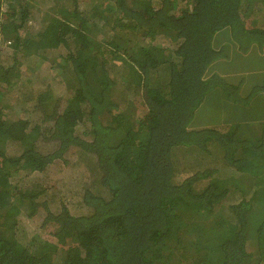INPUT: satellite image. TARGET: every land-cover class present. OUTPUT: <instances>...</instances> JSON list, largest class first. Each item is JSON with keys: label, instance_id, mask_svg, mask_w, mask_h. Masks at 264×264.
Returning <instances> with one entry per match:
<instances>
[{"label": "trees", "instance_id": "trees-1", "mask_svg": "<svg viewBox=\"0 0 264 264\" xmlns=\"http://www.w3.org/2000/svg\"><path fill=\"white\" fill-rule=\"evenodd\" d=\"M0 15V203L10 175L63 184L91 155L107 194L83 191L90 213L43 203L82 251L65 264H264V75L222 74L264 57V0H0ZM228 100L246 113L223 116Z\"/></svg>", "mask_w": 264, "mask_h": 264}, {"label": "rangeland", "instance_id": "rangeland-1", "mask_svg": "<svg viewBox=\"0 0 264 264\" xmlns=\"http://www.w3.org/2000/svg\"><path fill=\"white\" fill-rule=\"evenodd\" d=\"M83 5L79 1L80 14L89 17L90 12L93 11V7ZM59 12L61 15H67V12L62 9H59ZM2 17L3 15H0V19ZM38 29V25L32 23L30 30L36 31ZM153 44L157 45V42L155 41ZM11 51L8 43L0 40L1 63L5 65L10 64ZM261 55L264 56V48L262 49ZM224 69L225 72H222L224 77L234 80V78L245 76L249 82H253L260 75H264V57L262 59H256L249 56L241 64L232 61V64L224 67ZM44 73L45 70H41L36 75V79L39 81L40 75H44ZM17 74H19V81L23 79L22 83L28 82L26 72L19 69V73ZM261 82L262 86H264V78ZM243 87H245V84L241 88ZM239 95L241 96V92ZM258 96H260L259 100H262L264 94H259ZM219 104L218 109L223 112V116H228L233 119L236 118V120L242 117L247 110L243 104H238L237 101L231 102L228 100L226 104ZM263 104L264 101H261L260 105L263 106ZM42 146L44 149L46 147L45 143H42ZM48 147L50 148L52 146L48 145ZM189 153L190 151L188 150L184 151L181 159H188L187 157L190 156L188 155ZM73 159H75V156H73ZM92 160L94 161V158L91 155L78 157V194L69 187L63 189L62 184L58 183L59 180L61 181L59 178L56 183H54L56 178L41 180L40 191H38L37 198L34 200L36 204L32 206V218L28 216L32 202L25 200L16 193L20 192V194L24 195L23 197L31 198V195L27 196V193H24L22 190L25 186H29V188L35 187V183L17 180V177H20L18 174L8 177L7 192L11 195L6 201L1 202L2 207L0 208V264H24L25 260L30 263L36 261L35 264H65L67 261H73L75 248L77 250L79 249V244L76 243L73 232L69 230L66 239H61L56 234L57 223L45 220L46 211L44 210L43 203H47L52 213H57L60 210V205H66L67 211L72 215H86L87 212L90 213V208L82 204L83 191L90 188L95 193L100 194V192H103V194H107V192L101 191L102 188H99V176L97 174L92 175L91 171H89L91 166L89 162ZM84 165L87 168H84ZM254 181L256 182V178ZM78 251L81 255L82 251ZM48 254L49 256L45 258Z\"/></svg>", "mask_w": 264, "mask_h": 264}, {"label": "crops", "instance_id": "crops-1", "mask_svg": "<svg viewBox=\"0 0 264 264\" xmlns=\"http://www.w3.org/2000/svg\"><path fill=\"white\" fill-rule=\"evenodd\" d=\"M72 160H75V159L72 158ZM71 162H72L71 160H68L67 164H65L64 169H63V173H62V177H64V179H63L64 183L62 184L63 189H65L66 187H69L70 189H72L73 187H78L77 171L79 168H78L77 162L73 161L74 162L73 166L71 165ZM60 163L63 165V161H60ZM18 173H19L18 175L20 177H17V180L29 181L30 183H35V187L29 188V186H25L22 190L24 193H27V196L31 195V198H26V199H29L32 202V204H30L29 215H28L29 218H32L31 207L34 206L33 202L37 198L36 196L38 194V191H40V185H41L40 182L43 179L46 180V177L48 176V174L44 170L43 171L30 172V173H27V172L26 173L25 172H18ZM67 177H69L68 181H67ZM66 194H67V192H66ZM0 207H2V205H0Z\"/></svg>", "mask_w": 264, "mask_h": 264}]
</instances>
